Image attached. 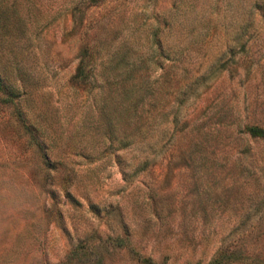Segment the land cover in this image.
<instances>
[{
    "label": "rangeland",
    "instance_id": "374dc122",
    "mask_svg": "<svg viewBox=\"0 0 264 264\" xmlns=\"http://www.w3.org/2000/svg\"><path fill=\"white\" fill-rule=\"evenodd\" d=\"M250 126L264 0H0V264H264Z\"/></svg>",
    "mask_w": 264,
    "mask_h": 264
},
{
    "label": "trees",
    "instance_id": "16d2710c",
    "mask_svg": "<svg viewBox=\"0 0 264 264\" xmlns=\"http://www.w3.org/2000/svg\"><path fill=\"white\" fill-rule=\"evenodd\" d=\"M130 106L133 109V105H129L128 109H130ZM246 132L252 137V138H259L264 139V129L260 128L258 126H250L246 128Z\"/></svg>",
    "mask_w": 264,
    "mask_h": 264
}]
</instances>
